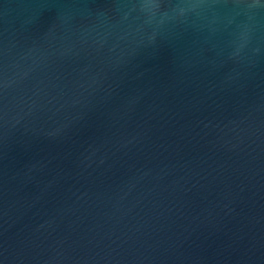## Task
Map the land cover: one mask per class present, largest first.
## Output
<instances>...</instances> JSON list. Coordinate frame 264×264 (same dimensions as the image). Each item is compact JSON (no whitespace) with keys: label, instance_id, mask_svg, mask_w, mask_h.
I'll list each match as a JSON object with an SVG mask.
<instances>
[{"label":"water","instance_id":"water-1","mask_svg":"<svg viewBox=\"0 0 264 264\" xmlns=\"http://www.w3.org/2000/svg\"><path fill=\"white\" fill-rule=\"evenodd\" d=\"M0 264H264V0H0Z\"/></svg>","mask_w":264,"mask_h":264}]
</instances>
